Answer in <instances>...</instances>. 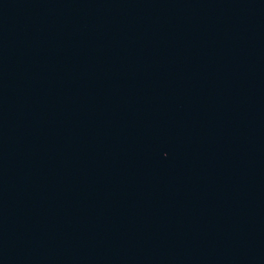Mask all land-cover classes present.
<instances>
[{
	"label": "water",
	"instance_id": "1",
	"mask_svg": "<svg viewBox=\"0 0 264 264\" xmlns=\"http://www.w3.org/2000/svg\"><path fill=\"white\" fill-rule=\"evenodd\" d=\"M0 264H264V0H0Z\"/></svg>",
	"mask_w": 264,
	"mask_h": 264
}]
</instances>
